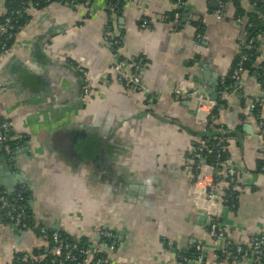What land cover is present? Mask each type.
Segmentation results:
<instances>
[{
  "label": "crops",
  "instance_id": "obj_1",
  "mask_svg": "<svg viewBox=\"0 0 264 264\" xmlns=\"http://www.w3.org/2000/svg\"><path fill=\"white\" fill-rule=\"evenodd\" d=\"M6 1L0 0V20ZM218 2L128 0L113 13L106 0L89 10L30 4L16 43L0 51V122L12 123L18 141L11 158L0 152V190H27L35 224L69 239L95 246L98 227L119 231L120 264H194L200 255L207 264H254L252 256L219 258L223 242L208 232L199 205L205 183L192 181L185 169L204 127L197 99H177L178 89L199 88L209 98L220 93L219 123L234 136L229 158L247 172L235 209H222L223 222L234 241L249 247L264 231V128L251 108L264 100V89L245 72L240 90L223 98L247 32L237 5L226 3L219 18ZM242 5L253 11L249 0ZM178 7L181 21L169 19ZM117 39L121 45L113 44ZM258 40L264 62V32ZM121 56L143 60L141 89L117 80ZM80 68L90 79L88 98ZM3 216L0 211V264H11L41 238Z\"/></svg>",
  "mask_w": 264,
  "mask_h": 264
},
{
  "label": "built area",
  "instance_id": "obj_2",
  "mask_svg": "<svg viewBox=\"0 0 264 264\" xmlns=\"http://www.w3.org/2000/svg\"><path fill=\"white\" fill-rule=\"evenodd\" d=\"M95 1L96 0H89L87 4H81L78 3L77 0H69L66 4L73 8L84 7L89 10L92 3ZM123 1L127 2L128 0ZM218 1L219 7L216 13L219 18H224L227 14V2L224 0ZM106 2L108 8L113 7L114 4L109 3L107 0ZM119 2L120 0L116 1V3ZM178 3H182V0H178ZM14 13L15 11H12L10 13L11 16L6 17L5 23L0 24L1 34L5 35V41L0 45L1 52H8L12 49L16 43L19 32L23 28V26L20 25L18 27V33H13L11 31V23L13 22L12 17ZM179 16V13H176L175 19L178 20ZM237 20L244 26H254L250 17L238 16ZM146 24L147 21L144 22V25ZM199 36H201V34H199ZM10 39L15 40L12 46L8 44ZM252 42L253 39L251 40V43ZM121 43L122 42L119 39L113 41V44L115 45H121ZM244 45L245 42L242 41V49ZM242 49L239 52L241 58L232 74L233 83L231 86L224 88L225 90L222 93L223 98H226L235 90H240L242 87V78L245 73L243 65L244 61L248 59V56L242 52ZM142 68V59L132 62L121 56L115 67L117 80L126 87L139 90L142 88ZM127 69L131 70L130 76L126 73ZM80 71L83 74L84 95L88 98L92 92L88 72L84 68H80ZM196 93L197 91L194 87H190L188 90L178 89L177 99L196 98ZM257 104L260 107V111L263 112L264 100L252 101L251 108H256ZM216 106H218V103L210 100L207 96H202L199 99V104L197 106L199 112L198 114L201 118L200 121L203 124L204 130L214 129L220 133L211 139L212 148L216 151V161L211 165L201 162V164L195 168V159L192 157L187 160L185 169L191 176L192 181L205 183L204 193L199 199V205L207 211L208 232L213 236L216 243L223 242L222 247H219L218 250V253H223L221 255V259L223 256L232 260H239L241 258L252 256L254 264H264V231L259 235L252 237L250 239V246L245 247L230 237V231L227 225L223 222L222 209L225 204L230 205L235 209V194L238 190L239 182L243 179L247 172L245 169L235 165L229 156L227 157L226 153L228 146L231 141H234V136L229 134V129L226 127V124L219 123V116L215 111ZM256 116L259 118L261 127L264 128V120L261 118V115ZM12 138V123L9 120H2L0 122V152H3L10 158L12 157V153L14 151V148L10 144V140ZM206 147V142L201 141L199 146L195 147L192 152L195 154L194 157L198 159L203 158V151ZM206 169H209L211 173H207ZM218 169H221V171L219 172V175L216 176ZM260 171L264 172V165L261 166ZM208 176L211 178L208 179ZM23 200L24 197L22 196V191L19 192L17 198L13 199L10 194L0 190V211L14 226L23 230H35L40 236L41 242L36 247V250L13 255L11 264H44L47 260L49 261V264H120L115 255L117 244L122 239L119 231L113 230L109 227H98L97 234L100 237V242L95 246L83 245L78 240L64 238L60 230L49 231L46 227L39 226L38 224H35V222L32 224L30 214L22 203ZM201 249L202 247L198 246V250ZM232 249L233 252H230L229 250ZM183 257L188 259L186 256ZM192 261L194 264H207L202 255L195 257Z\"/></svg>",
  "mask_w": 264,
  "mask_h": 264
},
{
  "label": "trees",
  "instance_id": "obj_3",
  "mask_svg": "<svg viewBox=\"0 0 264 264\" xmlns=\"http://www.w3.org/2000/svg\"><path fill=\"white\" fill-rule=\"evenodd\" d=\"M69 0H7L6 1V11L5 13L2 15V18L0 20V24L5 23L6 17L7 16H11V12L15 11V13L13 14V22L11 23V31L13 33H18V27L24 26L26 24V22L29 20V16L27 13V7L30 6V4H34L37 6H43V5H48L52 2H60L63 4H66ZM89 0H77L78 3L81 4H87ZM109 3L114 4L112 8H108V12L109 13H113L116 12L124 3H126V1L124 2L123 0H120L119 3H116L117 0H107ZM175 2L178 0H174ZM183 1V0H182ZM225 2L229 3V2H234L237 5V11H238V15L239 16H248L250 17V20L254 23V26H246V32H247V38L245 42V45L242 49V52L245 53V55L248 56V59H246L244 61V72H248L254 76H256L259 80V82L264 86V62L259 61V57H260V53H259V40H258V36L260 33L264 32V0H249L250 4L253 7V11L252 12H245L242 5V0H224ZM242 6V7H241ZM176 13H179L180 16H182L183 14V8L178 7L175 11H173L170 15H169V19H174L175 20V15ZM178 18V20L181 21L182 17ZM204 27L200 26V31L203 32ZM253 39V42L251 43V40ZM5 41V35H2L0 38V45ZM15 40L14 39H10L8 41V44L10 46H12L14 44ZM250 46V47H248ZM241 56L240 54L237 55L236 60L234 62L233 65V70L231 71L230 76L227 78V80L225 81V83L223 84V88L227 87V86H231V84L233 83V79H232V74L234 71V68L236 67L237 63L239 62ZM222 105L217 106L215 111L217 110L218 112V108H221ZM256 115H261V111H260V107L257 104V107L254 108L252 110ZM216 112V113H217ZM227 127V126H226ZM203 138V141L206 142L207 147L205 148V150L203 151V155L201 159H198L196 157H194L195 154L191 153L190 154V159L193 157V159H195L194 165L195 168L201 164V162H205L206 164H214L216 161V151L213 150L212 145H211V139L212 137L216 136L217 134H220L218 131L214 130V129H206L203 130L202 132H200ZM231 134V133H229ZM233 135V134H232ZM10 144L12 145V147L16 148L18 141H16L15 139H11L10 140ZM200 143L196 144V147L199 146ZM227 157L228 152L226 153ZM264 165V160H262L260 162V166H259V170L261 168V166ZM221 171V169L217 170V174L216 176L219 175V172ZM18 193L11 195V197L13 199L18 197ZM237 192L235 194L236 199L235 202L237 203ZM29 192L27 190L22 191V196L24 197V200L22 201L23 205L25 206L26 210L28 211V213L30 214L31 217V222L32 224L34 223V219L32 216V211L30 210L29 207ZM4 217V216H3ZM4 220L8 223H11L10 220L6 219L4 217ZM62 236L66 239H69L66 237V235L64 236L63 232L60 231ZM72 240V239H70ZM83 245H89L88 243L85 242H81ZM246 247V246H245ZM230 252H233L232 250H229ZM223 253H218V255L220 256L219 258L221 259V255ZM191 256L194 255L190 254ZM44 264H49V261L47 260ZM72 264V263H69Z\"/></svg>",
  "mask_w": 264,
  "mask_h": 264
},
{
  "label": "water",
  "instance_id": "obj_4",
  "mask_svg": "<svg viewBox=\"0 0 264 264\" xmlns=\"http://www.w3.org/2000/svg\"><path fill=\"white\" fill-rule=\"evenodd\" d=\"M216 7H217V4H216ZM196 91H197V93H196V99H197V101H196V107H197L198 104H199V99L203 96V93H202V91L199 88H196ZM219 96H220V93H218V94L217 93H214V94H212V96L210 98L213 101H217L218 106L219 105L221 106V104L223 103V100L219 99Z\"/></svg>",
  "mask_w": 264,
  "mask_h": 264
}]
</instances>
